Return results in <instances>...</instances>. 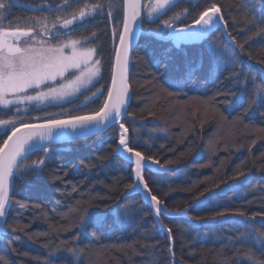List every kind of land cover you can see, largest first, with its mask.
<instances>
[{
    "label": "trees",
    "instance_id": "16d2710c",
    "mask_svg": "<svg viewBox=\"0 0 264 264\" xmlns=\"http://www.w3.org/2000/svg\"><path fill=\"white\" fill-rule=\"evenodd\" d=\"M217 2L224 6L228 31L237 43H244L243 52L221 31L198 45L179 48L144 34L132 52L126 125L137 150L159 160L161 165L173 161L165 165L171 167L169 172L154 175L145 171L150 188L173 211L194 204L193 198L201 192L207 196L208 189L220 193L215 196V208L193 207L187 217H161L173 228L176 264L264 261L259 250V241L264 239L260 236L264 232V215L254 216L264 214V107L249 109L254 103L253 86L250 81L246 88L244 85L245 77H255L257 82L264 79V35H254L257 28L250 25L254 23L253 16L259 19L264 13V0H250L247 6L245 0ZM203 3L204 0L176 3L168 16L197 4L203 7ZM13 10V19L19 21L41 13L21 7ZM233 19L238 23L233 24ZM190 21L191 17L186 22ZM158 23L146 22L144 31H154ZM111 27L106 19L95 18L85 31L73 36L97 33L95 43L104 61L99 84L105 90L110 83L114 55ZM210 42L234 50L240 65L239 83L225 80V73L205 87L203 75L198 73L194 91L175 94L173 89L169 90L173 95H169L161 90L159 74L167 76L180 71L185 61L197 58ZM157 60L162 62L159 74ZM165 61L169 72H165ZM207 67L206 62L205 70ZM228 91L242 96L243 102L235 111H226L233 97L218 94ZM245 109H249L247 115ZM117 133V128H109L97 136L55 145L53 158L42 174L14 185L4 226L6 234L0 240V264H46L48 253L57 248L62 255L53 264H171L166 234L157 227L147 205L143 203V210L131 213L123 225L109 211L119 205L123 218L127 205L141 201L139 196L122 198L121 193L132 178L128 163L113 154ZM86 209L106 215L102 224H89L86 233L77 239ZM223 210H230L226 217L209 219L212 212ZM236 211L245 215L238 216ZM246 224L252 235L244 242L228 247L215 242V233L223 232L225 239L228 235L237 238ZM13 226L22 230L13 231ZM73 248L78 254L70 257L68 249Z\"/></svg>",
    "mask_w": 264,
    "mask_h": 264
},
{
    "label": "snow or ice",
    "instance_id": "6c2138e0",
    "mask_svg": "<svg viewBox=\"0 0 264 264\" xmlns=\"http://www.w3.org/2000/svg\"><path fill=\"white\" fill-rule=\"evenodd\" d=\"M9 4L10 0H0V17L7 12ZM73 4L77 7L72 8ZM248 4L250 0H245V6ZM176 6L175 0H119V3L116 0H54L53 3L38 6L33 11L61 15L32 18L25 27L0 25V222L7 223L14 185L27 181L31 176L42 174L53 158L56 150L54 146L57 143L97 136L109 128H118L114 151L128 156L129 175L132 178V182L126 185V190L121 195L125 199H128L130 194L141 196V201H132L127 205L123 210V218L119 205L109 211L123 225L131 213L143 210L142 205L146 200L155 223H158L166 234L168 258L171 264H176L173 228L165 224L161 217H187L193 207L215 208V196L220 193L214 194L213 190L208 189L207 196L201 192L193 198L194 204H187L184 209L169 212L164 201L150 188L145 171L153 172L152 166L159 165L158 171L153 173L159 175L166 171L165 165L173 161H165V165H161L159 160L145 156L134 146L129 126L126 125L130 100L129 51L133 40L144 34L153 35L179 48L182 45H198L210 40L216 31L227 34L241 52L244 50V43H237L236 37L228 31L229 22L223 15L224 6L218 5L217 0H204L203 7L197 4L195 8H185L183 12L168 16ZM193 11L196 12L194 16ZM251 11L254 13L255 9L252 8ZM98 16H105L111 24L114 42L111 83L106 90L103 86L95 87L103 78L102 60L98 58L99 50L95 45L97 33L92 32L79 39L71 38L85 31L90 22ZM190 17V23L186 22ZM157 21L159 23L154 31L144 32L143 25L146 22ZM253 21L250 25L257 28L254 35H264V13L259 19L253 16ZM232 23L236 24L238 21L233 19ZM234 57L233 49L221 48L218 42H210L197 58L188 59L180 71L167 76L159 74L162 62L157 60V72L162 80L160 88L168 91L169 95H173V92L169 91L173 89L175 94H187L197 89L198 73L203 75L205 87L208 83L218 81L225 73L228 74L224 76L225 80L239 83L240 75L237 69L240 65ZM163 63L165 72H169L167 62ZM249 81L253 86L254 98V103L249 105V109L264 107V79L257 82L255 77H245V88ZM218 94L233 97V100L228 102L226 111H235L243 102L242 96L236 92ZM81 96L84 97L83 102L76 103ZM52 107L59 108L60 111L48 112L47 109ZM249 109H245V115ZM33 111L43 114L31 115ZM35 155L39 158L32 159ZM215 187L219 188V185ZM229 211H214L209 219L226 217ZM85 212L86 215L81 217L77 239L86 233L89 224H102L106 215L104 212L87 209ZM235 214L241 217L245 215L243 211H236ZM2 228L3 224H0V229ZM12 230L22 229L13 226ZM3 234L6 233L0 232V235ZM251 235L252 229L246 224L237 238L228 235L225 239L223 232L215 233V242L228 247L244 242ZM260 236L264 237V232H261ZM253 246H256L255 243ZM259 250L261 255H264V239L259 241ZM68 252L70 257L78 254L75 248L68 249ZM61 255L59 248L51 250L46 264H53ZM258 264H264V261Z\"/></svg>",
    "mask_w": 264,
    "mask_h": 264
},
{
    "label": "rangeland",
    "instance_id": "374dc122",
    "mask_svg": "<svg viewBox=\"0 0 264 264\" xmlns=\"http://www.w3.org/2000/svg\"><path fill=\"white\" fill-rule=\"evenodd\" d=\"M96 0H93V2H95ZM197 0H175V3H179V2H195ZM20 2L22 3H27V4H30V5H33V6H37L38 4L40 3H48V4H51L54 2V0H20ZM117 3H119V0H116ZM77 6L75 4L72 5V8H76ZM16 6L10 1V4L8 6V10L7 12L4 13V15L2 17H0V25L2 26H8L9 24L11 25H14V26H19V27H25L27 26L28 24V21L32 18H42L44 16H50V17H55L57 15H61V13H55V14H48V12L46 11H41L40 15H37V16H31L27 19H24L23 21H19V20H15L13 19L12 17V14H13V9H15ZM71 11V9L69 10ZM32 12H35V11H32ZM39 12V11H37ZM180 12H183V10H180L179 12H176V13H180ZM174 14V13H173ZM172 14V15H173ZM96 18H102V19H106L105 16H98ZM72 39H79V38H74L73 36L71 37ZM96 47L98 48L99 50V45L97 46V44L95 43ZM136 47V46H135ZM135 49V48H134ZM133 49V50H134ZM133 52V51H132ZM131 57H132V54H131ZM101 60H102V75H103V68H104V61H103V57L101 56L100 54V51H99V57ZM112 61H113V58H112ZM101 80V79H100ZM95 87H101V85L99 83H97L95 85ZM95 90V89H93ZM84 100V97L81 96L79 98V100L76 101V103H81L83 102ZM48 112H52V113H56V112H59L60 109L59 108H56V107H52V108H48L47 109ZM37 114H43V113H37L35 111L31 112V115H37ZM10 115V114H9ZM4 118H8V117H4ZM0 131H2V129H0Z\"/></svg>",
    "mask_w": 264,
    "mask_h": 264
},
{
    "label": "water",
    "instance_id": "95a60500",
    "mask_svg": "<svg viewBox=\"0 0 264 264\" xmlns=\"http://www.w3.org/2000/svg\"><path fill=\"white\" fill-rule=\"evenodd\" d=\"M16 7H22V8H28V9H30V10H32L33 11V9H35V8H37L38 6H41V5H47L48 3H40V4H38L37 6H33V5H30V4H27V3H22V2H20V0H10ZM150 30H147V31H144L145 33H148ZM152 31V30H151ZM222 32V31H221ZM146 35H148V34H146ZM222 35L224 36V38L225 39H227V40H230V38L228 37V35L227 34H225V33H223L222 32ZM141 36V35H140ZM139 36V37H140ZM153 36V35H152ZM139 37L138 38H136V39H134L133 40V42H132V47H131V49H130V51H129V66H128V82H129V73H130V69H131V62H132V57H131V54H132V51H133V49L135 48V46H136V44H137V42H138V40H139ZM163 41V40H162ZM114 62V55H113V61H112V63ZM110 83H111V77H110ZM110 83H109V85H110ZM129 88H130V85H129ZM130 101H131V90H130V100L128 101V107H129V105H130ZM128 117V116H127ZM118 129V128H117ZM108 130V129H107ZM107 130H105V131H107ZM105 131H103V132H105ZM103 132H101V133H103ZM100 133V134H101ZM92 137V136H91ZM84 138H88V137H80L79 139H75V140H72V139H68V140H64V141H62V142H59V143H57L56 145H59V144H63V143H68V142H73V141H77V140H81V139H84ZM113 154H114V156H118V157H120L122 160H124V161H126L127 163H128V161H129V158H128V156H126V155H122V154H118V153H116L115 151L113 152ZM152 168H153V173H155V172H157L158 171V169H159V165H155V166H152ZM165 168H166V171H164V172H162V173H165V172H169V171H171V167H168V166H165ZM130 196H132L131 194L129 195V197ZM123 198V197H122ZM125 199V198H124ZM140 199H141V196H140ZM144 204L145 205H147V201L145 200L144 201ZM165 205V204H164ZM166 206V205H165ZM150 209V208H149ZM168 209V208H167ZM150 211H151V209H150ZM168 211L169 212H176V211H173V210H170V209H168ZM152 216V215H151ZM153 217V216H152ZM165 217H167V216H165ZM153 219H154V221H155V218L153 217ZM0 224H3V228L2 229H0V232H3V233H6V231H5V229H4V223L3 222H0ZM157 224V226L161 229V227H160V225L158 224V223H156ZM162 230V229H161ZM163 231V230H162ZM3 237H4V234L3 235H0V239H3Z\"/></svg>",
    "mask_w": 264,
    "mask_h": 264
},
{
    "label": "bare ground",
    "instance_id": "6f19581e",
    "mask_svg": "<svg viewBox=\"0 0 264 264\" xmlns=\"http://www.w3.org/2000/svg\"><path fill=\"white\" fill-rule=\"evenodd\" d=\"M155 222V221H154ZM157 225V224H156ZM158 227V226H157ZM159 228V227H158Z\"/></svg>",
    "mask_w": 264,
    "mask_h": 264
}]
</instances>
